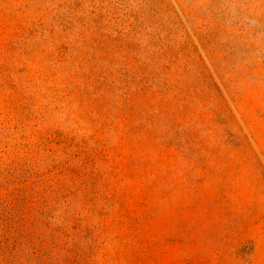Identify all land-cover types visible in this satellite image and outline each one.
<instances>
[{
    "label": "rangeland",
    "instance_id": "1",
    "mask_svg": "<svg viewBox=\"0 0 264 264\" xmlns=\"http://www.w3.org/2000/svg\"><path fill=\"white\" fill-rule=\"evenodd\" d=\"M0 264H264V0H0Z\"/></svg>",
    "mask_w": 264,
    "mask_h": 264
}]
</instances>
